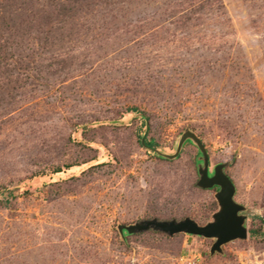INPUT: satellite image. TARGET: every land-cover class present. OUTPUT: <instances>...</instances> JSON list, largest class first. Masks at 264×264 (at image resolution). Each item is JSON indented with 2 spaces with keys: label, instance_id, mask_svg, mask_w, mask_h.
<instances>
[{
  "label": "rangeland",
  "instance_id": "374dc122",
  "mask_svg": "<svg viewBox=\"0 0 264 264\" xmlns=\"http://www.w3.org/2000/svg\"><path fill=\"white\" fill-rule=\"evenodd\" d=\"M186 130L244 208L212 255L117 231L211 221L192 142L141 146ZM0 264H264V0H0Z\"/></svg>",
  "mask_w": 264,
  "mask_h": 264
},
{
  "label": "water",
  "instance_id": "95a60500",
  "mask_svg": "<svg viewBox=\"0 0 264 264\" xmlns=\"http://www.w3.org/2000/svg\"><path fill=\"white\" fill-rule=\"evenodd\" d=\"M186 141L192 142L201 155L200 160L202 164L197 170L198 180L196 187L201 190H209L214 187L218 188L214 194L218 209L212 214L211 221L200 226L189 218L166 221L151 219L128 226L120 225L117 227V231L120 235L123 232L128 235H133L153 231L165 234L168 237L178 234L201 237L214 241L210 249L211 255L220 253L221 247L227 243L243 240L247 237V229L244 225L245 217L240 215L244 211V208L233 199L235 187L229 177L224 173L225 165L219 164L215 166L212 175H209L210 171L208 168L206 149L201 140L193 132L186 130L181 134L173 155H164L157 150L152 151L163 159L174 160Z\"/></svg>",
  "mask_w": 264,
  "mask_h": 264
},
{
  "label": "trees",
  "instance_id": "16d2710c",
  "mask_svg": "<svg viewBox=\"0 0 264 264\" xmlns=\"http://www.w3.org/2000/svg\"><path fill=\"white\" fill-rule=\"evenodd\" d=\"M132 112H134V113H137V112H139L137 109H133L132 110ZM143 141V143L141 142V146L142 147H145L146 149H149L150 151L148 152L150 155H153V147H155V144L153 143V141L152 140H150V141H145V140H142ZM56 172H59V171H56ZM214 189H215V187H214ZM153 232V231H152ZM128 236V234L127 233H125V232H123V234H122V237H127Z\"/></svg>",
  "mask_w": 264,
  "mask_h": 264
},
{
  "label": "flooded vegetation",
  "instance_id": "af4514ba",
  "mask_svg": "<svg viewBox=\"0 0 264 264\" xmlns=\"http://www.w3.org/2000/svg\"><path fill=\"white\" fill-rule=\"evenodd\" d=\"M212 173H213V171L209 172V175L211 176V175H212ZM215 189H216V190H218V188H217V187H215Z\"/></svg>",
  "mask_w": 264,
  "mask_h": 264
}]
</instances>
